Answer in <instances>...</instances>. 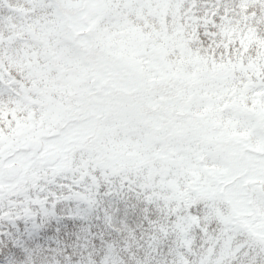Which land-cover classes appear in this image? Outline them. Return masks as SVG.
Here are the masks:
<instances>
[{"label": "snow or ice", "instance_id": "6c2138e0", "mask_svg": "<svg viewBox=\"0 0 264 264\" xmlns=\"http://www.w3.org/2000/svg\"><path fill=\"white\" fill-rule=\"evenodd\" d=\"M0 264H264V0H0Z\"/></svg>", "mask_w": 264, "mask_h": 264}, {"label": "trees", "instance_id": "16d2710c", "mask_svg": "<svg viewBox=\"0 0 264 264\" xmlns=\"http://www.w3.org/2000/svg\"><path fill=\"white\" fill-rule=\"evenodd\" d=\"M52 223L54 224L55 222L53 221ZM20 227H21V230H23L24 226L22 224L20 225ZM53 231H55V229H53ZM49 246L54 247L55 246L54 241H49Z\"/></svg>", "mask_w": 264, "mask_h": 264}]
</instances>
